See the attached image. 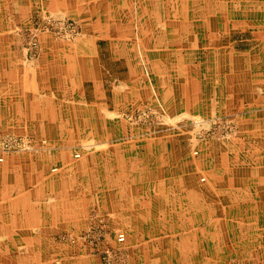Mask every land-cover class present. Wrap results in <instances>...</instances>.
Wrapping results in <instances>:
<instances>
[{"label":"crops","instance_id":"crops-1","mask_svg":"<svg viewBox=\"0 0 264 264\" xmlns=\"http://www.w3.org/2000/svg\"><path fill=\"white\" fill-rule=\"evenodd\" d=\"M46 16L81 36L29 58ZM157 104L193 130L128 143L121 115ZM222 119L237 134L194 156ZM5 133L37 150L0 151V264H100L60 240L90 226L128 264H264V0H0Z\"/></svg>","mask_w":264,"mask_h":264},{"label":"rangeland","instance_id":"rangeland-1","mask_svg":"<svg viewBox=\"0 0 264 264\" xmlns=\"http://www.w3.org/2000/svg\"><path fill=\"white\" fill-rule=\"evenodd\" d=\"M78 25L80 27L79 23H78ZM25 31H27V30L20 32L19 35L21 34L20 36H22V37L24 36V41L27 42L26 36L24 34ZM79 31L81 33V28H79ZM46 34H48L54 40H63V39H59V38L49 34L48 32ZM79 36H81V35L79 34L75 39H77ZM75 39H73V40H75ZM73 40H71V41H73ZM63 41H70V40H63ZM25 46L26 45H24V47ZM36 55H35V57H36ZM168 117L169 116L166 114V111H164V109L158 104L155 107H151V106L134 107L130 111L123 113L121 115V118L124 121H126V123L133 130L132 134L130 135V137L126 141L128 143L130 141H131V143L135 142V141H139L138 143H140V141L142 142V141H145L146 139L148 140L150 138L165 140L166 137H168V136H170V137L175 136L176 138L181 139V137H182L181 133H183L185 131L193 130V128L188 129V128L183 127L182 125H179L177 123H175L173 125L169 121V119H167ZM217 121L218 122L214 123V125L210 129L202 127V124L200 123L201 121H198V120L195 121L194 124H196L199 131H198V133H195V134L192 133V135L189 136L191 138V141L189 143L190 147L191 148L195 147L194 150L196 151V149L198 150V146H192L191 145L192 141L193 142L198 141V142H203V143L209 139L226 141V140L232 139V137L237 134V132H238L237 128L238 127L236 125H234L233 123H231L230 121H227L224 119H222L221 121H219V120H217ZM10 135L11 134H6V133L3 135L0 134V143H3L4 141H6ZM14 136L15 135H12L11 137H14ZM18 136H20V135H18ZM18 136H16V137H18ZM24 137H27V136H24ZM27 138L30 139L31 142L33 143L32 139L30 137H27ZM196 152L198 153V151H196ZM15 153H18V152H15ZM194 156H196V155H194ZM90 227H88V228H90ZM88 228H86L83 231V233L79 236L78 239L73 238V237H69V236H62L60 238V240L67 241L70 244H74L77 240H79L82 244V247L87 249V246L84 243L83 237H84L85 231ZM98 229H100L101 231L104 232V235L106 237L105 240L107 241V244H110V239L107 236V233L104 229V226H100V227H98ZM71 239H73V242H71ZM115 239H116V235H115ZM120 242H122V241H120ZM120 242L118 241L116 243L122 244L123 247H121L120 245H116L114 247L121 249V252L123 253V256H124V263L128 264L127 263L128 255L125 252V248H128V246L126 245V243H124V241L122 243H120ZM89 252H91V251L89 250ZM91 253L98 255L97 252H91Z\"/></svg>","mask_w":264,"mask_h":264},{"label":"built area","instance_id":"built-area-1","mask_svg":"<svg viewBox=\"0 0 264 264\" xmlns=\"http://www.w3.org/2000/svg\"><path fill=\"white\" fill-rule=\"evenodd\" d=\"M79 25L77 21L54 18L51 16H46L41 22L35 24L33 28L25 31L26 36V46L24 47L25 53L30 58H35L39 48V35L41 33H49L59 39L63 40H73L79 34ZM29 39V40H28ZM10 135L6 141L0 143L1 153H15V152H28L35 151L37 148L33 146V143L30 139L24 136H14ZM41 145H45L46 141H41ZM193 155H198L196 151L193 152ZM74 159H79L80 155L78 153L73 155ZM3 161V158L0 157V163ZM57 168L51 169V173L57 172ZM84 243L87 246V249L91 252H97L100 264H125L124 256L120 248H115L110 244H107L105 240L104 232L98 229V227L91 226L84 233ZM116 239L121 241L124 239L123 233L116 234ZM73 242V239H71Z\"/></svg>","mask_w":264,"mask_h":264},{"label":"bare ground","instance_id":"bare-ground-1","mask_svg":"<svg viewBox=\"0 0 264 264\" xmlns=\"http://www.w3.org/2000/svg\"><path fill=\"white\" fill-rule=\"evenodd\" d=\"M81 35V34H80Z\"/></svg>","mask_w":264,"mask_h":264}]
</instances>
